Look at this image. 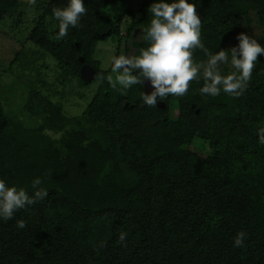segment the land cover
<instances>
[{"label":"trees","instance_id":"obj_1","mask_svg":"<svg viewBox=\"0 0 264 264\" xmlns=\"http://www.w3.org/2000/svg\"><path fill=\"white\" fill-rule=\"evenodd\" d=\"M109 2L84 0L81 26L60 40L53 9L67 0L39 6L29 38L56 59L62 78L87 85L79 74L83 57L100 84L74 119L38 90L30 91L28 106L41 119L36 126L0 103V178L30 194L33 179L41 178L48 190L45 200L0 221V264H264V144L257 135L264 128V55L238 98L201 94L200 78L184 96L147 107L142 85L113 88L93 58L95 43L118 31L102 13ZM152 2L128 11L124 38L148 27ZM194 2L211 52L222 49L250 10L264 30V0ZM18 7L19 0H0V20ZM99 24L110 27L108 34L95 33ZM132 44L138 52L147 46L142 38ZM194 56L206 59L199 50ZM171 100L178 103L174 119ZM48 131L61 135L55 140ZM196 140L202 154L193 149ZM18 220L26 227L18 228ZM121 231L128 233L124 242ZM239 231L248 234L245 246L234 247Z\"/></svg>","mask_w":264,"mask_h":264},{"label":"clouds","instance_id":"obj_2","mask_svg":"<svg viewBox=\"0 0 264 264\" xmlns=\"http://www.w3.org/2000/svg\"><path fill=\"white\" fill-rule=\"evenodd\" d=\"M26 5L35 6L38 0H25ZM194 0H153L148 7L150 24L141 33L146 47L138 56L120 55L112 57L111 72L107 79L113 88L128 90L134 85L150 82L152 90L141 94L143 105L157 107L158 100L169 95L182 97L190 82L203 78L201 94L215 97L221 92L238 98L244 94L252 78L258 56L264 55V45L255 36L240 32L236 36L238 44L211 52L201 38L202 19L196 10ZM87 14L84 0H67L64 7L53 9V17L59 22L57 40L68 35L70 28L81 26ZM256 36H260L257 35ZM199 50L206 59L197 60ZM225 68L229 69L227 72ZM258 142L264 144V128L257 132ZM41 178L32 181V193L27 189L10 185L0 178V221L13 219L16 212L45 200L48 190L40 187ZM23 229L26 223L17 221ZM128 233L121 231L119 241L124 242ZM245 231H239L233 241L234 247L245 246Z\"/></svg>","mask_w":264,"mask_h":264},{"label":"rangeland","instance_id":"obj_3","mask_svg":"<svg viewBox=\"0 0 264 264\" xmlns=\"http://www.w3.org/2000/svg\"><path fill=\"white\" fill-rule=\"evenodd\" d=\"M142 1L110 0L102 10L103 15L118 25V31L112 36L98 40L93 50V58L100 61L101 68L108 70L107 77L115 78V74L111 72V61L112 57L122 55L120 49L123 48L124 40L128 48L126 56H138L140 53L132 44V41L141 39L140 29L131 31L126 38H124V32L130 22L128 11L135 10ZM42 2L43 0H38L35 6H28L25 0H19V7L0 20V103L6 112H11L15 116L19 115L25 124L31 126L41 122L36 115L28 113L31 90H38L52 103L59 104L63 112L70 119H74L80 117L100 84V81L95 78L86 82L87 85L79 84L74 76L62 78L56 59L41 50L29 38V33L36 23L35 20L41 14L39 6ZM43 21L46 25H50L48 17H45ZM240 32L255 36L258 42L264 41V30L259 25L253 10L239 21L232 35L224 41L222 48L227 49L238 44L236 36ZM40 112L44 111L40 110ZM177 113L178 103L176 100H171L170 118L174 119ZM47 133L55 140H58L61 135V132L56 131ZM200 148L204 150L205 147L196 140L193 149L202 154Z\"/></svg>","mask_w":264,"mask_h":264},{"label":"water","instance_id":"obj_4","mask_svg":"<svg viewBox=\"0 0 264 264\" xmlns=\"http://www.w3.org/2000/svg\"><path fill=\"white\" fill-rule=\"evenodd\" d=\"M110 27L108 25L105 24H99L96 26L95 28V33L99 36L105 35L108 33ZM80 62H82V66L80 68L79 74H80V78L84 81V82H88L90 80H92L93 78H95V73H94V69L92 68V66L88 63L84 62L83 57H79ZM146 93L150 92L152 90V86L150 85V82L145 80L144 83V89H143ZM157 105L158 106H163L164 103L162 100H158L157 101ZM192 107L194 106V103H192L191 105ZM196 111L198 110L197 108L195 109Z\"/></svg>","mask_w":264,"mask_h":264}]
</instances>
